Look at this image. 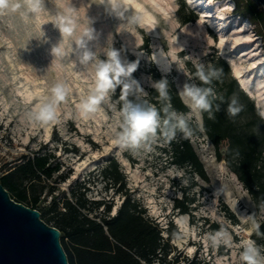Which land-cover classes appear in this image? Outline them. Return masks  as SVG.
Instances as JSON below:
<instances>
[{
    "label": "rangeland",
    "instance_id": "1",
    "mask_svg": "<svg viewBox=\"0 0 264 264\" xmlns=\"http://www.w3.org/2000/svg\"><path fill=\"white\" fill-rule=\"evenodd\" d=\"M15 2L22 4L20 10L0 15V176L37 152H47L52 155L50 161L60 167L52 180L42 182L38 211L50 226L53 223L45 212L53 199L70 197L73 189L82 187L79 191L88 200L112 203V216L129 196L140 202L144 216L161 229L163 237L168 238L169 231L176 228L178 235L170 239L173 251L168 260L179 258V264L193 259L209 264H240L235 244L241 239H254V234L249 236L245 230L243 219L252 216L261 224L264 207H256L225 161L218 159L214 143L204 132L203 116L192 120L201 134L158 140L146 154L134 155L120 149L112 139L119 108L115 94L110 101L101 102L98 111L82 115L78 105L94 86V71L80 65L74 53L59 64H51V46L62 38L59 30L46 23L42 28L47 43L30 41L19 16L24 10L23 0ZM99 2L44 0L41 20H51L73 3L76 35L87 26V17L91 19L96 39L89 46L99 52L100 59L106 58L101 50L112 43L124 59L139 61L133 77L147 92L145 100L156 75L172 79L179 95L185 82H195L191 68L222 59L230 66L231 74L234 67L242 70L250 88L247 94L264 111V16L253 20L251 13L256 7L264 15V9L255 0H128L132 10L140 12L152 28L150 32L120 27L122 21L109 15ZM188 18L196 20L185 24L183 20ZM70 42H65L66 49ZM164 54L171 56L180 70L175 63L169 66ZM153 56L154 61L150 60ZM57 81L65 82L69 93L57 105L56 120L28 121L25 114L50 95L49 89ZM186 139L198 159L195 167L186 163L187 155L177 158L173 154V143ZM112 161L118 163L123 184L111 186L104 178V170ZM179 202L190 208L189 213H182ZM221 227L231 233L233 247L206 246L204 236Z\"/></svg>",
    "mask_w": 264,
    "mask_h": 264
},
{
    "label": "trees",
    "instance_id": "2",
    "mask_svg": "<svg viewBox=\"0 0 264 264\" xmlns=\"http://www.w3.org/2000/svg\"><path fill=\"white\" fill-rule=\"evenodd\" d=\"M238 11L241 12L239 6ZM251 13L253 20L258 17L262 19L264 16L256 7H253ZM195 20L196 18H188L183 22L186 24ZM208 66L223 71L222 79L214 82V88L225 103L217 100L216 103L220 105L218 110L214 106L210 113L202 114L204 132L214 143L218 159L225 161L226 166L247 189L256 207L260 209L264 207V120L259 117L260 110L255 106L254 100L232 76L226 61L213 60ZM191 74L199 84L196 68H191ZM159 79L161 77L156 75L155 81ZM167 79L170 83L172 106L179 112H188L178 95L174 81ZM234 94L243 105V110L237 116L229 117L226 111L227 101ZM120 97L119 89L114 95L119 107L122 103ZM146 100L157 108L161 106L158 94L153 88L150 89ZM191 127L193 134H201L195 123L191 122ZM173 151L177 158L180 154L187 155L189 158L186 163L191 167L198 163L188 139L173 143ZM51 159V154L37 152L0 176V183L13 200L39 210L42 182L44 179L52 180L60 169L59 163L53 164ZM118 167V163L112 161L104 170V178L111 186L124 182ZM81 189L82 187L73 189L70 197L54 198L45 212L53 227L61 232L60 240L69 264H179V258L174 262L168 260L173 251L170 239L178 235L175 227L169 231L168 238H165L161 229L157 225L153 226L144 216L140 202L132 197H126L118 212L112 216V203L88 200L84 193L79 191ZM180 203L177 205L182 213H189L190 208ZM260 232L264 234V221L260 224ZM253 237L264 245V236L254 234ZM186 264L209 263L193 259L187 260Z\"/></svg>",
    "mask_w": 264,
    "mask_h": 264
},
{
    "label": "clouds",
    "instance_id": "3",
    "mask_svg": "<svg viewBox=\"0 0 264 264\" xmlns=\"http://www.w3.org/2000/svg\"><path fill=\"white\" fill-rule=\"evenodd\" d=\"M98 5H103L109 15L122 21L120 27L124 25L128 28L139 27L147 32L152 31V28L145 24L143 15L132 10L128 0H100ZM21 8L22 4L15 0H0V15L15 13ZM23 9L19 12V16L25 35L30 41L35 39L47 43L42 28L46 23H52L59 30L62 38L51 46L50 54L53 57L51 64H59L74 53L80 65L85 69L91 67L94 71V86L78 105L82 115L87 116L98 111L101 102L110 101L117 88H120L122 103L115 112L116 124L112 129V139L113 143L122 150L134 155L146 154L153 150V145L158 140L172 141L177 136L188 138L193 134L191 122L194 117L199 119L203 113H210L214 106L218 110L220 105L216 103L217 100L225 103L223 97L218 96L214 88V82L220 81L223 77L222 69L199 63L196 66V79L200 83L185 82L179 90V96L189 111L179 112L172 106L170 83L166 76L151 84L161 103L157 108L144 99L147 92L133 77L139 61L129 62L124 59L121 51L113 48L112 43H108L107 47L101 50L106 58L100 59L99 52L92 51L89 46L90 42L96 39V35L95 29L91 26L93 22L88 17L87 26L76 35L78 23L74 15L76 7L73 3L68 4L62 12H58L46 22L41 20V13L45 11L44 0H23ZM69 40L71 42L66 49L65 42ZM141 45L136 44L137 47ZM163 56L168 58L169 66L175 63L180 70L171 56L167 54ZM153 57L150 60L156 59L155 56ZM49 92L50 95L44 97L34 109L25 114L28 121L47 123L56 120L57 105L65 100L69 88L65 82L57 81L50 87ZM242 110L243 105L234 94L227 101V114L229 117H235ZM258 115L264 120V111H259ZM243 223L247 225L245 230L249 236L252 234L264 236L260 232V224L254 217H245ZM203 239L206 246L212 249L221 246L231 248L234 243L231 233L223 227L218 231L207 233ZM235 247L239 249L240 264H264V245L258 244L256 240L241 239Z\"/></svg>",
    "mask_w": 264,
    "mask_h": 264
},
{
    "label": "water",
    "instance_id": "4",
    "mask_svg": "<svg viewBox=\"0 0 264 264\" xmlns=\"http://www.w3.org/2000/svg\"><path fill=\"white\" fill-rule=\"evenodd\" d=\"M255 2L264 9V0ZM60 237L38 210L13 200L0 183V264H69Z\"/></svg>",
    "mask_w": 264,
    "mask_h": 264
},
{
    "label": "bare ground",
    "instance_id": "5",
    "mask_svg": "<svg viewBox=\"0 0 264 264\" xmlns=\"http://www.w3.org/2000/svg\"><path fill=\"white\" fill-rule=\"evenodd\" d=\"M161 69H162V71H165L163 66H161ZM233 74H234L235 78L239 81L240 87L245 92H249L250 88H249L248 80L243 77L242 70L241 69H235V67H234Z\"/></svg>",
    "mask_w": 264,
    "mask_h": 264
},
{
    "label": "built area",
    "instance_id": "6",
    "mask_svg": "<svg viewBox=\"0 0 264 264\" xmlns=\"http://www.w3.org/2000/svg\"><path fill=\"white\" fill-rule=\"evenodd\" d=\"M0 172H1V164H0Z\"/></svg>",
    "mask_w": 264,
    "mask_h": 264
},
{
    "label": "snow or ice",
    "instance_id": "7",
    "mask_svg": "<svg viewBox=\"0 0 264 264\" xmlns=\"http://www.w3.org/2000/svg\"><path fill=\"white\" fill-rule=\"evenodd\" d=\"M191 251V250H190Z\"/></svg>",
    "mask_w": 264,
    "mask_h": 264
}]
</instances>
